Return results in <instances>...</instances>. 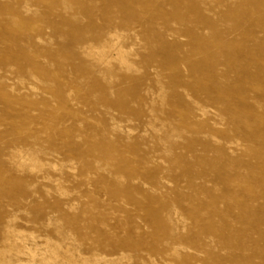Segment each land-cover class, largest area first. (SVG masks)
I'll use <instances>...</instances> for the list:
<instances>
[{
  "label": "rangeland",
  "instance_id": "obj_1",
  "mask_svg": "<svg viewBox=\"0 0 264 264\" xmlns=\"http://www.w3.org/2000/svg\"><path fill=\"white\" fill-rule=\"evenodd\" d=\"M0 264H264V0H0Z\"/></svg>",
  "mask_w": 264,
  "mask_h": 264
},
{
  "label": "bare ground",
  "instance_id": "obj_2",
  "mask_svg": "<svg viewBox=\"0 0 264 264\" xmlns=\"http://www.w3.org/2000/svg\"><path fill=\"white\" fill-rule=\"evenodd\" d=\"M125 35V34H124ZM108 40H110V42L113 40V39H119L120 38V36L118 35V34H112V33H109L108 34ZM105 41V43L106 44H108L109 45V41ZM118 44H120V42L118 41ZM115 46H116V44H114ZM121 45V44H120ZM123 47V46H122ZM111 48H113V50L115 51V53L117 54V59L116 60H118V61H120L123 65L124 64H127V61H126V59H125V54L123 53V49H116L115 47H109V50H111ZM108 48H105L104 50H102V51H99V50H96L97 52V56H98V58H100V60H101V63H102V61H105V60H107L108 58H107V50ZM90 52V51H89ZM93 53H95V51L93 52ZM127 53V52H126ZM100 63V64H101ZM107 63H109V60H108V62ZM120 63V64H121ZM203 111V110H202ZM204 114H205V112H204ZM203 114V115H204ZM9 230V229H8ZM9 232V231H8ZM16 244V243H15ZM13 246V245H12ZM16 245H14L13 247H12V249H11V252L14 254L15 253V249H16V247H15ZM4 254H6V253H4ZM8 255H10V254H8Z\"/></svg>",
  "mask_w": 264,
  "mask_h": 264
}]
</instances>
